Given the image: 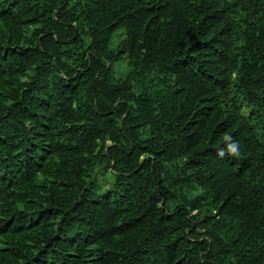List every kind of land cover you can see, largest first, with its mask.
Returning <instances> with one entry per match:
<instances>
[{
    "label": "trees",
    "instance_id": "16d2710c",
    "mask_svg": "<svg viewBox=\"0 0 264 264\" xmlns=\"http://www.w3.org/2000/svg\"><path fill=\"white\" fill-rule=\"evenodd\" d=\"M0 264H264V0H0Z\"/></svg>",
    "mask_w": 264,
    "mask_h": 264
},
{
    "label": "rangeland",
    "instance_id": "374dc122",
    "mask_svg": "<svg viewBox=\"0 0 264 264\" xmlns=\"http://www.w3.org/2000/svg\"><path fill=\"white\" fill-rule=\"evenodd\" d=\"M125 67H126L125 63L122 64V65L117 69V74H121L122 71H123V69H125Z\"/></svg>",
    "mask_w": 264,
    "mask_h": 264
},
{
    "label": "clouds",
    "instance_id": "9594fccd",
    "mask_svg": "<svg viewBox=\"0 0 264 264\" xmlns=\"http://www.w3.org/2000/svg\"><path fill=\"white\" fill-rule=\"evenodd\" d=\"M234 150V149H233Z\"/></svg>",
    "mask_w": 264,
    "mask_h": 264
}]
</instances>
